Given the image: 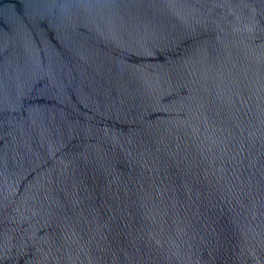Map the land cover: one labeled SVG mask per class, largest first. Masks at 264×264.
<instances>
[{
  "label": "water",
  "instance_id": "1",
  "mask_svg": "<svg viewBox=\"0 0 264 264\" xmlns=\"http://www.w3.org/2000/svg\"><path fill=\"white\" fill-rule=\"evenodd\" d=\"M0 264H264V0H0Z\"/></svg>",
  "mask_w": 264,
  "mask_h": 264
}]
</instances>
